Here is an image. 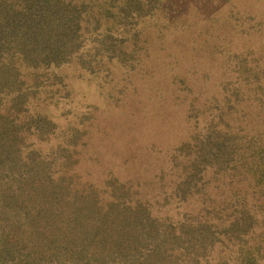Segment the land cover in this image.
Instances as JSON below:
<instances>
[{"label":"trees","instance_id":"1","mask_svg":"<svg viewBox=\"0 0 264 264\" xmlns=\"http://www.w3.org/2000/svg\"><path fill=\"white\" fill-rule=\"evenodd\" d=\"M167 1L0 0V264L264 259V59L244 56L224 111L153 173L126 157V177L114 168L93 176L96 119L79 113L60 125L43 110L69 89L71 72L132 64L177 28L179 4L158 35L147 30ZM233 95L243 108L229 110Z\"/></svg>","mask_w":264,"mask_h":264},{"label":"rangeland","instance_id":"2","mask_svg":"<svg viewBox=\"0 0 264 264\" xmlns=\"http://www.w3.org/2000/svg\"><path fill=\"white\" fill-rule=\"evenodd\" d=\"M177 4L178 27L164 28L136 62L71 72L69 89L43 106L60 125L79 113L96 119L92 145L102 163L91 164L95 177L107 168L126 177V157L143 174L156 172L167 151L196 129L206 131L224 111L223 90L236 92L243 81L238 66L244 56L264 59V0H170L156 20H147V30L158 35L164 15L177 16ZM179 23L188 28L181 30ZM233 96L229 110L243 108L242 96ZM234 112V126H242L241 112Z\"/></svg>","mask_w":264,"mask_h":264}]
</instances>
